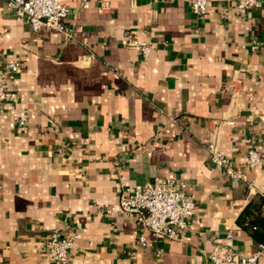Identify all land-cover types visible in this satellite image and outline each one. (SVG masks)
<instances>
[{
  "label": "crops",
  "instance_id": "1",
  "mask_svg": "<svg viewBox=\"0 0 264 264\" xmlns=\"http://www.w3.org/2000/svg\"><path fill=\"white\" fill-rule=\"evenodd\" d=\"M59 1L71 39L35 34L0 0V66L20 63L7 84L17 99L0 105V264H56L44 250L53 231L76 235L71 264L253 255L264 243V165L241 164L264 139V0L244 15L235 0H208L202 15L192 0ZM135 39L151 46L147 59ZM212 140L249 184L212 168ZM154 178L183 182L194 201L178 240L117 210L123 190ZM247 205L263 223H240Z\"/></svg>",
  "mask_w": 264,
  "mask_h": 264
},
{
  "label": "built area",
  "instance_id": "2",
  "mask_svg": "<svg viewBox=\"0 0 264 264\" xmlns=\"http://www.w3.org/2000/svg\"><path fill=\"white\" fill-rule=\"evenodd\" d=\"M236 13L244 15L251 7L258 6L259 0H235ZM208 0H192L190 9L199 15L207 10ZM7 7L13 11L16 18L30 25L31 30L38 34L42 31H53L71 39L72 31L67 27L65 19L69 14V7L59 0H6ZM131 47L142 60L151 54V46L145 42L132 40ZM257 46V45H255ZM20 68V63L7 62L0 66V105L14 102L17 94L7 88L9 79ZM18 126H24V121L14 118ZM233 125L232 121L225 122ZM154 148L146 153L150 157ZM136 151H140L138 148ZM209 161L213 169L228 177L233 185L249 184L246 174L241 167H236L219 149L216 140L207 144ZM264 165V139L252 146L243 156L242 164L245 169L252 170ZM183 182L173 179L166 181L154 178L152 183L139 189H125L121 192L117 203V210L123 217H134L139 226L156 239L169 241L178 240L190 224L194 213V201L186 190ZM264 199V196L262 197ZM114 208L107 207L110 214ZM147 235L141 234L138 244H147ZM76 235L64 237L53 231L47 237L44 250L56 264H71L70 250L74 247ZM264 252V243L251 256L239 260L234 259L232 252H226L222 257L212 256L208 264H258Z\"/></svg>",
  "mask_w": 264,
  "mask_h": 264
},
{
  "label": "trees",
  "instance_id": "3",
  "mask_svg": "<svg viewBox=\"0 0 264 264\" xmlns=\"http://www.w3.org/2000/svg\"><path fill=\"white\" fill-rule=\"evenodd\" d=\"M261 205H263V202L261 203ZM250 209H251V206L250 205H247L244 210L242 211L240 217H239V221L240 223H244L246 225H248L249 223H251L252 225L256 224V222H258L260 220V213H261V210H257L255 217L254 218H251L249 215H250ZM262 222V219L260 220ZM263 223V222H262Z\"/></svg>",
  "mask_w": 264,
  "mask_h": 264
}]
</instances>
